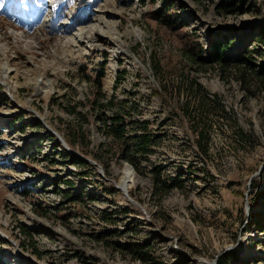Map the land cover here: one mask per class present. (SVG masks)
<instances>
[{"label": "rangeland", "instance_id": "obj_1", "mask_svg": "<svg viewBox=\"0 0 264 264\" xmlns=\"http://www.w3.org/2000/svg\"><path fill=\"white\" fill-rule=\"evenodd\" d=\"M28 1L0 0V264H264V0Z\"/></svg>", "mask_w": 264, "mask_h": 264}, {"label": "trees", "instance_id": "obj_2", "mask_svg": "<svg viewBox=\"0 0 264 264\" xmlns=\"http://www.w3.org/2000/svg\"><path fill=\"white\" fill-rule=\"evenodd\" d=\"M89 15V14H88ZM89 17V16H88ZM76 23H81L82 21L79 18H75ZM59 32V31H58ZM227 44L222 41H214L211 43L210 47V54H209V60L213 65L218 66L219 68L224 67V59H223V54L225 50L227 49ZM193 61V60H192ZM154 69L156 70L157 68L154 66ZM156 72V71H155ZM125 76V75H124ZM124 76H120L117 78V81H115L116 85H119L122 80H124ZM257 76H259L257 74ZM102 77L100 78L101 81ZM261 82L264 83V76H260ZM191 87H195V91H199L201 89L200 85L197 83H192L190 84ZM92 98H91V103L90 105H98L99 108L106 109V110H114V102L113 100H106L104 94H102V84L101 82H97L92 84ZM92 109H94L92 107ZM69 115L72 117H77L80 116V113L77 112L76 108H73L70 112ZM18 121V120H17ZM101 127H99L102 135L104 138H106L109 143H111L113 146H115V149L123 153L124 155H127L125 158V161L132 163L130 160L131 156H136V157H141L143 159H146L151 150L152 146V141L150 135L147 133V126L146 124H142L141 130L139 134L135 135H130L128 132V126L129 124L126 122L125 117L121 116L118 112H114L109 118H106L102 121ZM81 132V127L78 128L77 131V137L79 133ZM51 137L50 135H48ZM75 136V134H74ZM83 135H81L82 137ZM198 137V142L204 141L205 137L204 134L201 133V131L198 132L197 134ZM75 140V138H73ZM202 148V146H201ZM130 157H129V156ZM91 156L93 159L96 160V154H92ZM98 159V158H97ZM81 163V162H79ZM158 183V178H155V185L157 186ZM161 188H165V192L159 191L158 193H167L171 189L174 188V185L170 186H164V183H161ZM136 249H132L131 252H133V255L139 257L141 259L143 256H145V252L139 251L138 248L134 246ZM229 260V256H223L219 257L216 261V264H227Z\"/></svg>", "mask_w": 264, "mask_h": 264}, {"label": "water", "instance_id": "obj_3", "mask_svg": "<svg viewBox=\"0 0 264 264\" xmlns=\"http://www.w3.org/2000/svg\"><path fill=\"white\" fill-rule=\"evenodd\" d=\"M263 170H264V166L259 170L258 174H259L260 172H262ZM218 258H219V257H217V259H218ZM217 259H215V260L213 261V264H216Z\"/></svg>", "mask_w": 264, "mask_h": 264}, {"label": "bare ground", "instance_id": "obj_4", "mask_svg": "<svg viewBox=\"0 0 264 264\" xmlns=\"http://www.w3.org/2000/svg\"><path fill=\"white\" fill-rule=\"evenodd\" d=\"M59 31V30H58ZM58 33V32H57Z\"/></svg>", "mask_w": 264, "mask_h": 264}]
</instances>
